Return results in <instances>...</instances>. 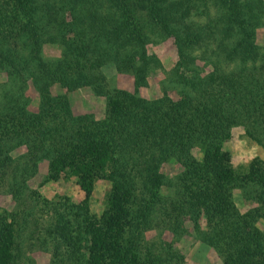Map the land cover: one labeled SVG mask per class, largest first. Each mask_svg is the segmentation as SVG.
<instances>
[{
	"label": "trees",
	"instance_id": "trees-1",
	"mask_svg": "<svg viewBox=\"0 0 264 264\" xmlns=\"http://www.w3.org/2000/svg\"><path fill=\"white\" fill-rule=\"evenodd\" d=\"M34 1L0 0L2 38L19 35L24 47L32 39L34 56L43 41L57 42L62 56L47 62L45 75L71 90L86 86L106 101L104 116L96 119L92 113L73 115L45 88L35 112L22 94L6 99L11 108L0 126V180L25 187L45 157L48 178L72 177L84 193L79 202L66 196L50 202L56 214L54 231L47 233L59 237L67 264H162L155 252L141 248L143 232L158 224L175 231L185 216L198 231L201 213L207 230L198 231V238L223 264H264L259 209L240 213L230 192L235 185H257L255 200L264 205V160L237 172L223 148L236 123L264 147V46L256 42L264 0H104L119 18H98L88 28L89 40L81 29L83 0H45L41 9ZM198 12L203 21L187 26ZM9 18L14 21L7 23ZM152 28L174 38L178 58L170 78L176 99L108 88L101 60L96 53L90 60L98 46H106L118 69L128 62L139 83L155 65L145 48ZM196 49H202L197 58L212 65L208 75L194 67ZM20 53L0 45V68L19 74ZM23 145L27 152L13 159L10 150ZM170 162L182 167L176 183L161 170ZM98 180L108 188L96 212L91 198ZM13 231L12 219L0 210V264H14ZM168 255L182 258L177 251Z\"/></svg>",
	"mask_w": 264,
	"mask_h": 264
},
{
	"label": "rangeland",
	"instance_id": "rangeland-1",
	"mask_svg": "<svg viewBox=\"0 0 264 264\" xmlns=\"http://www.w3.org/2000/svg\"><path fill=\"white\" fill-rule=\"evenodd\" d=\"M44 1L35 0L34 5L41 9ZM103 1L83 0L81 3L84 6L81 10L79 9L80 18L83 20L81 29L86 33L87 40L91 35L88 28H93L95 24L93 27L92 25L98 18L101 21L119 18L108 8L107 2ZM64 15L66 19L71 18L68 11L64 12ZM140 16L142 22L147 20L145 15ZM203 18L202 12H198L197 15L193 13L187 26H190L192 22L193 25L195 23L199 25ZM12 21L14 19L9 18L7 23ZM4 29L5 26H0V45L3 49L10 46L20 49L19 67L21 70V66L24 65L25 69L19 71V74H10L9 67L0 68V126L4 125L8 118V109L11 106L6 102V99L10 98L15 101L22 94V100L26 102L27 109L30 112H35L38 111L41 99L40 88H45L49 96L57 101H64L75 116L87 113L94 114L96 119L104 116L106 101L103 96L96 95L86 86L68 89L45 75L44 66H47V62H53L62 56L61 47L57 42L43 41L40 54L34 56L32 39L27 38L24 47L19 35L14 34L10 38L3 37V39ZM148 33L149 37L145 48L149 55L155 56L156 60H154L155 65L148 72L149 74L141 77L139 83H136V76L131 72L132 67L125 65L128 62L123 63L124 66L118 69L117 64H114L108 56V52L105 50L106 46L101 48L97 45L98 52H92L90 60L91 58L94 60L95 53L97 60H101L100 70L106 78L108 88L125 89L147 99L163 95L170 99H176L177 92L170 78V71L178 58L174 38L158 28H152L150 32L148 29ZM43 36L44 39L48 37L46 34ZM256 42L264 46V27L257 29ZM201 50L196 49L192 53L196 57L194 67L203 76L214 70L211 64L197 58L200 56ZM223 148L230 153L231 163L237 172H244L248 165L251 162H257V159L264 160V147L250 136L245 125L241 123L233 125L231 136L224 142ZM27 150L26 145H23L14 147L9 154L17 160L16 158L25 154ZM181 169V165L174 162L164 163L161 166L162 172L172 177V181L175 179V183ZM166 179L169 178L166 177ZM107 188V181H96L91 198L93 211L100 210ZM258 191L257 185L248 183L235 185L230 189L232 202L240 213L254 212L255 209H259L260 216L255 221L256 226L264 234V205L255 200ZM63 196L69 197L74 202H79L84 197V193L72 177L61 176L56 180L48 178V160L45 157L35 163L34 175L29 177L25 187L17 186L13 180L8 178L0 182V210H3L13 221L14 264H67L64 248L58 242L59 237L56 236L58 239L53 240L47 233V230L50 229L54 231L56 214L50 202L52 201L55 205V202ZM199 217L200 229L198 231H206L207 219L203 213ZM180 219L182 223L175 231L161 224L145 230L141 248L144 251L149 248L155 252L162 264H223L216 251L198 238L199 232L195 229L189 216ZM168 247H171L169 251H177L181 254L182 260L179 257L171 258L168 255Z\"/></svg>",
	"mask_w": 264,
	"mask_h": 264
}]
</instances>
